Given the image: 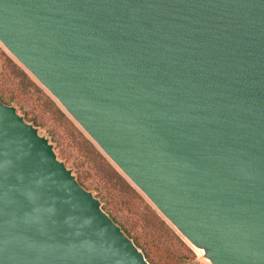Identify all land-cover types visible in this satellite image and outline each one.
Segmentation results:
<instances>
[{"label":"water","instance_id":"water-1","mask_svg":"<svg viewBox=\"0 0 264 264\" xmlns=\"http://www.w3.org/2000/svg\"><path fill=\"white\" fill-rule=\"evenodd\" d=\"M0 48L199 260L264 264V0H0ZM0 264H154L1 97Z\"/></svg>","mask_w":264,"mask_h":264},{"label":"rangeland","instance_id":"rangeland-1","mask_svg":"<svg viewBox=\"0 0 264 264\" xmlns=\"http://www.w3.org/2000/svg\"><path fill=\"white\" fill-rule=\"evenodd\" d=\"M0 96L52 135L56 150L68 165L76 167L80 182L96 191L104 207L141 245L150 262L190 264L191 248L1 48Z\"/></svg>","mask_w":264,"mask_h":264},{"label":"flooded vegetation","instance_id":"flooded-vegetation-1","mask_svg":"<svg viewBox=\"0 0 264 264\" xmlns=\"http://www.w3.org/2000/svg\"><path fill=\"white\" fill-rule=\"evenodd\" d=\"M190 254V264H199V262H201L198 258H197V256L195 255V253L194 252H191V253H189Z\"/></svg>","mask_w":264,"mask_h":264},{"label":"trees","instance_id":"trees-1","mask_svg":"<svg viewBox=\"0 0 264 264\" xmlns=\"http://www.w3.org/2000/svg\"><path fill=\"white\" fill-rule=\"evenodd\" d=\"M1 97V96H0ZM2 99V98H1ZM3 100V99H2ZM4 101V100H3ZM6 102V101H5ZM28 119V118H27ZM29 120H32V119H29ZM105 208V207H104ZM106 209V208H105ZM107 210V209H106ZM108 211V210H107ZM109 212V211H108ZM110 213V212H109ZM113 217V216H112ZM114 218V217H113ZM115 219V218H114ZM117 222H118V220L117 219H115ZM122 227H123V225H122ZM125 230H126V228L125 227H123ZM127 231V230H126ZM127 233L130 235V236H132L128 231H127ZM133 237V236H132ZM134 238V237H133ZM135 240V239H134ZM135 242L139 245V246H141L136 240H135ZM155 264V263H154Z\"/></svg>","mask_w":264,"mask_h":264}]
</instances>
